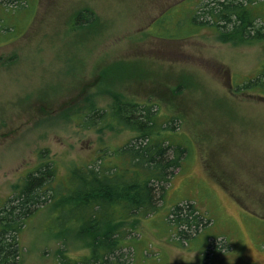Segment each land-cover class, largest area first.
I'll use <instances>...</instances> for the list:
<instances>
[{"label": "rangeland", "instance_id": "obj_1", "mask_svg": "<svg viewBox=\"0 0 264 264\" xmlns=\"http://www.w3.org/2000/svg\"><path fill=\"white\" fill-rule=\"evenodd\" d=\"M188 1L39 0L37 10L0 3V209L41 162L55 165L59 191L77 167L102 160L119 168L113 151L136 133L109 118L111 106L156 103L163 121L178 117L174 130L189 149L156 211L125 219L116 211L123 218L111 226L122 247L109 264H264V93L241 88L264 64V41L204 27L164 36L176 33L172 23L193 28L189 11L164 13ZM83 9L97 19L76 25ZM92 105L104 122H85ZM66 193L25 219L12 264H73L91 253L92 232L68 206L57 208L71 202ZM177 204L202 215L188 238L173 221Z\"/></svg>", "mask_w": 264, "mask_h": 264}, {"label": "trees", "instance_id": "obj_2", "mask_svg": "<svg viewBox=\"0 0 264 264\" xmlns=\"http://www.w3.org/2000/svg\"><path fill=\"white\" fill-rule=\"evenodd\" d=\"M24 2L27 9L37 10L39 0H0L1 4H12L13 7L23 6ZM181 3L164 13L181 18L184 10L189 11L193 28L187 27L184 32L182 24L172 23L176 33L156 35L182 38L204 27L214 29L220 37L251 43L264 41V0H198L195 3L189 0L185 7ZM193 4L197 6L195 9ZM74 16L76 25L80 22L88 24L92 17V21L97 19L96 13L90 9H83ZM241 88L264 93V64L257 76L245 80ZM117 102L111 106L109 118L136 133L135 138L113 151L120 163L119 168H116V164L108 166L102 160L88 167H77L71 170L67 178L68 185L61 191L57 184L53 186L56 177L54 164L41 162L29 169L23 179V186H18L15 190L17 192L0 209V264H12L18 256V237L25 219L48 199L55 202L65 192L72 195L71 202L66 204L62 201L57 208L60 207L62 211L68 206L74 212L73 220L78 222L80 228L92 232L89 239L91 253L74 260L73 264H109L112 259L119 262L116 251L121 249L123 237L116 235L111 225L137 211L147 215L157 210V202L164 195L165 184L187 155L185 152L189 144L181 143L177 138L179 133L174 130L176 126L173 123L178 117L163 121L162 113L155 108L159 107L158 104ZM104 116L103 112L92 105L91 113L82 117H85V122L94 125L98 119L104 122ZM184 208L177 204L171 214L179 226L178 234L188 238L191 231L198 229L203 219L200 213L195 215L197 210L192 205H188L186 210ZM117 210L119 213L122 210L124 216L116 217ZM92 227H98V230L93 231ZM214 240H209L208 244L217 249ZM65 258V253L60 252V261Z\"/></svg>", "mask_w": 264, "mask_h": 264}]
</instances>
